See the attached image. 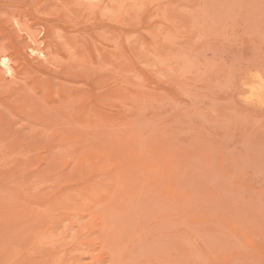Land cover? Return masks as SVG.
<instances>
[{"label": "rangeland", "instance_id": "374dc122", "mask_svg": "<svg viewBox=\"0 0 264 264\" xmlns=\"http://www.w3.org/2000/svg\"><path fill=\"white\" fill-rule=\"evenodd\" d=\"M256 81L264 0H0V264H264Z\"/></svg>", "mask_w": 264, "mask_h": 264}, {"label": "bare ground", "instance_id": "6f19581e", "mask_svg": "<svg viewBox=\"0 0 264 264\" xmlns=\"http://www.w3.org/2000/svg\"><path fill=\"white\" fill-rule=\"evenodd\" d=\"M6 59L4 60V62ZM248 99H254L264 104V81L261 83L256 81L253 85H251L250 93L248 94Z\"/></svg>", "mask_w": 264, "mask_h": 264}]
</instances>
